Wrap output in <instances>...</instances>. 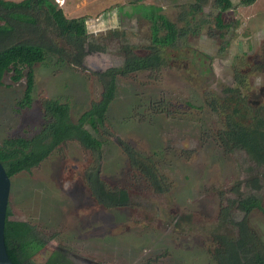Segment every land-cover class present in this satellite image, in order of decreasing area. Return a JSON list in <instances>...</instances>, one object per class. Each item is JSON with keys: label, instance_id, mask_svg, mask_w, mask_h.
<instances>
[{"label": "rangeland", "instance_id": "1", "mask_svg": "<svg viewBox=\"0 0 264 264\" xmlns=\"http://www.w3.org/2000/svg\"><path fill=\"white\" fill-rule=\"evenodd\" d=\"M231 1L223 28L214 20V0H203V14L212 19L178 43L170 66L116 78L104 124L98 132L84 127L102 142L99 159L70 141L38 167L10 178L9 220L28 222L47 242L31 264H44L55 250L73 264H88L83 259L90 264H214L210 234L225 199L236 198L229 189L246 177L250 164L242 152L224 153L217 141L220 119L210 104L233 87L232 66L245 58L249 66L241 69L246 77L240 92L251 104L264 102V71L258 68L264 63V0L248 6ZM54 2L67 19L83 20L79 24L87 37L76 44L69 63L51 56L34 66L29 108L16 111L25 79L14 83L12 73L4 75L0 144L39 132L46 100L67 103L76 121L100 99L97 73L122 64L114 31L124 32L123 40L141 55L151 41V7L161 8L162 15L181 27L180 15L196 0ZM89 45L101 50L91 51ZM125 148L149 159L168 188L156 189L130 162ZM89 172L97 173L107 188L125 190L129 205L104 209L84 180ZM258 195L264 209V194ZM233 214L236 220L245 218L243 212ZM246 220L264 242L261 213L254 210Z\"/></svg>", "mask_w": 264, "mask_h": 264}, {"label": "trees", "instance_id": "2", "mask_svg": "<svg viewBox=\"0 0 264 264\" xmlns=\"http://www.w3.org/2000/svg\"><path fill=\"white\" fill-rule=\"evenodd\" d=\"M255 1L240 0L244 6L252 5ZM202 3L203 0H196L180 15L179 21L183 22L181 27L162 15L161 8L151 7L152 12L148 16L151 21V41L141 55L123 40L124 32L114 31L123 61L119 68L97 73L102 84L99 101L92 103L76 121L72 120L67 103L57 99L44 101L43 123L39 132L30 138H7L0 144V163L7 176L11 178L38 167L62 144L70 141L96 153L99 159L102 142L84 127L87 125L98 132V128L104 124L108 107L115 97L116 78L170 66L172 55L179 50L178 43L184 44L190 35H196L212 19L203 14ZM213 5L218 10L215 22L220 27H226L224 14L232 10V1L214 0ZM196 13L199 14L197 18ZM81 21L67 19L54 0H0V84L9 72L12 73V82L25 79L26 84L21 100L16 103V111L29 108L32 104L35 65L45 63L51 56L58 57L62 63L72 60L74 48L76 50L81 46L84 37H87L86 31L80 27ZM72 27L74 30L71 33ZM89 49L101 50L90 45ZM248 61L246 58L238 60L232 66L233 87L224 90L223 98L216 95L210 104L220 119L221 130L217 133V141L224 153L242 152L250 164L245 170L246 177L229 189L236 198L225 199L226 204L218 213V224L210 234L213 249L209 253L214 264H264V242L248 227L246 220V216L254 210L259 211L264 218L262 201L258 195L261 192L264 194V102L251 104L240 92L246 77L242 75L241 69L249 66ZM258 65L260 71H264V63L261 61ZM258 68L255 67V70ZM124 151L134 167L143 172L156 189L168 188L165 178L155 174L149 159L135 155L129 148ZM84 180L91 195L104 209L129 205L127 192L107 188L97 173L89 172ZM235 210L243 212L245 218L236 220L233 214ZM9 217L7 206L4 227L7 255L13 264H31L32 258L47 242L28 222L9 220ZM44 264L73 263L62 250H55Z\"/></svg>", "mask_w": 264, "mask_h": 264}, {"label": "water", "instance_id": "3", "mask_svg": "<svg viewBox=\"0 0 264 264\" xmlns=\"http://www.w3.org/2000/svg\"><path fill=\"white\" fill-rule=\"evenodd\" d=\"M10 185H11L10 178L7 176L5 169L0 163V264H13L7 255L5 242H4V227H5ZM83 261L89 262L86 259H83Z\"/></svg>", "mask_w": 264, "mask_h": 264}, {"label": "flooded vegetation", "instance_id": "4", "mask_svg": "<svg viewBox=\"0 0 264 264\" xmlns=\"http://www.w3.org/2000/svg\"><path fill=\"white\" fill-rule=\"evenodd\" d=\"M84 262H86V261H84ZM86 263L90 264L91 262H86Z\"/></svg>", "mask_w": 264, "mask_h": 264}, {"label": "crops", "instance_id": "5", "mask_svg": "<svg viewBox=\"0 0 264 264\" xmlns=\"http://www.w3.org/2000/svg\"><path fill=\"white\" fill-rule=\"evenodd\" d=\"M247 8V7H246Z\"/></svg>", "mask_w": 264, "mask_h": 264}]
</instances>
